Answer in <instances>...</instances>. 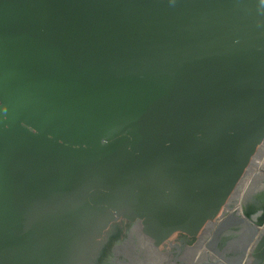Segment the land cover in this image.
Returning a JSON list of instances; mask_svg holds the SVG:
<instances>
[{"label":"water","instance_id":"water-1","mask_svg":"<svg viewBox=\"0 0 264 264\" xmlns=\"http://www.w3.org/2000/svg\"><path fill=\"white\" fill-rule=\"evenodd\" d=\"M263 141L264 0H0V264H174Z\"/></svg>","mask_w":264,"mask_h":264},{"label":"flooded vegetation","instance_id":"flooded-vegetation-1","mask_svg":"<svg viewBox=\"0 0 264 264\" xmlns=\"http://www.w3.org/2000/svg\"><path fill=\"white\" fill-rule=\"evenodd\" d=\"M260 152L263 158L264 149ZM261 165L250 161L234 191L213 219L193 233H169V237L159 244L162 247L157 244L158 250L170 254L174 264H239L251 240V229L256 230L253 242L264 218V178H256L253 184L246 183L251 177L250 171L255 168L258 172Z\"/></svg>","mask_w":264,"mask_h":264},{"label":"built area","instance_id":"built-area-1","mask_svg":"<svg viewBox=\"0 0 264 264\" xmlns=\"http://www.w3.org/2000/svg\"><path fill=\"white\" fill-rule=\"evenodd\" d=\"M261 149H264V141L262 142V144L259 146V148H258V150H257V152L255 153V155L253 156V158H252V162H254V163H256V162H259V164H261L262 163V165L260 166V168H259V171L258 172H255V168L254 169H252L251 171H250V175H251V177H250V179H249V181H247L246 183H248L249 182V184H250V182H251V184H253L255 181V179L256 178H258V177H260V178H264V157L262 158V153L260 152L261 151ZM263 159V162L261 161L262 159ZM261 162V163H260ZM253 164V163H252ZM255 166V165H254ZM253 165H252V167H254ZM263 166V167H262ZM262 167V168H261ZM258 230L259 231H264V218L262 219V223L258 226Z\"/></svg>","mask_w":264,"mask_h":264},{"label":"bare ground","instance_id":"bare-ground-1","mask_svg":"<svg viewBox=\"0 0 264 264\" xmlns=\"http://www.w3.org/2000/svg\"><path fill=\"white\" fill-rule=\"evenodd\" d=\"M253 226V225H252ZM255 227V226H253ZM248 259L246 260L245 264L252 263L256 256L259 254L264 256V231H258L257 236L255 237L254 241L252 242L250 252H249Z\"/></svg>","mask_w":264,"mask_h":264}]
</instances>
